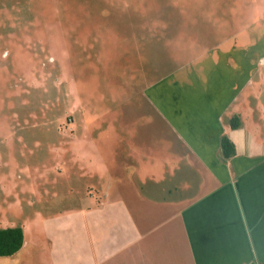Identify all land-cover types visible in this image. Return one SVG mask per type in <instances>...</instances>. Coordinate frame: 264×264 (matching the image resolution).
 Instances as JSON below:
<instances>
[{
	"label": "crops",
	"instance_id": "obj_1",
	"mask_svg": "<svg viewBox=\"0 0 264 264\" xmlns=\"http://www.w3.org/2000/svg\"><path fill=\"white\" fill-rule=\"evenodd\" d=\"M215 19L221 37L195 40V54L142 89L157 120L126 116L101 141L84 139L98 145L84 161L106 180L102 196L57 219L48 251L0 264H264V106L254 89L264 83V22L229 31ZM233 115L241 125L229 128ZM223 134L235 146L226 161Z\"/></svg>",
	"mask_w": 264,
	"mask_h": 264
},
{
	"label": "rangeland",
	"instance_id": "obj_2",
	"mask_svg": "<svg viewBox=\"0 0 264 264\" xmlns=\"http://www.w3.org/2000/svg\"><path fill=\"white\" fill-rule=\"evenodd\" d=\"M215 18L264 22V0H0V227L23 228L19 251H48L57 219L102 196L84 139L157 120L142 89L221 37Z\"/></svg>",
	"mask_w": 264,
	"mask_h": 264
},
{
	"label": "trees",
	"instance_id": "obj_3",
	"mask_svg": "<svg viewBox=\"0 0 264 264\" xmlns=\"http://www.w3.org/2000/svg\"><path fill=\"white\" fill-rule=\"evenodd\" d=\"M241 125L240 117L233 115L228 120L229 128ZM235 154V146L231 139L223 134L220 140L219 158L226 161ZM25 244L23 228L19 225L0 227V257L11 256Z\"/></svg>",
	"mask_w": 264,
	"mask_h": 264
}]
</instances>
